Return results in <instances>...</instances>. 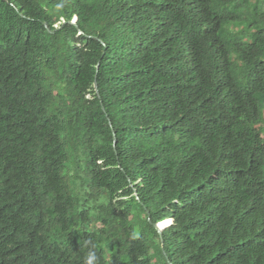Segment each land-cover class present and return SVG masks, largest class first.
<instances>
[{"label":"trees","instance_id":"16d2710c","mask_svg":"<svg viewBox=\"0 0 264 264\" xmlns=\"http://www.w3.org/2000/svg\"><path fill=\"white\" fill-rule=\"evenodd\" d=\"M0 264H264V0H0Z\"/></svg>","mask_w":264,"mask_h":264},{"label":"water","instance_id":"95a60500","mask_svg":"<svg viewBox=\"0 0 264 264\" xmlns=\"http://www.w3.org/2000/svg\"><path fill=\"white\" fill-rule=\"evenodd\" d=\"M96 88L98 89V85L96 84ZM159 228V226H157ZM160 229V228H159ZM162 232V230H160Z\"/></svg>","mask_w":264,"mask_h":264},{"label":"rangeland","instance_id":"374dc122","mask_svg":"<svg viewBox=\"0 0 264 264\" xmlns=\"http://www.w3.org/2000/svg\"><path fill=\"white\" fill-rule=\"evenodd\" d=\"M170 223H171V222H170ZM168 225H169V224H168ZM165 229H166V228H165ZM165 229H164V230H165ZM164 230H163V231H164Z\"/></svg>","mask_w":264,"mask_h":264},{"label":"clouds","instance_id":"9594fccd","mask_svg":"<svg viewBox=\"0 0 264 264\" xmlns=\"http://www.w3.org/2000/svg\"><path fill=\"white\" fill-rule=\"evenodd\" d=\"M160 224H161V223H160ZM160 224H159V225H160ZM159 225H158V226H159ZM160 230H161V229H160Z\"/></svg>","mask_w":264,"mask_h":264}]
</instances>
